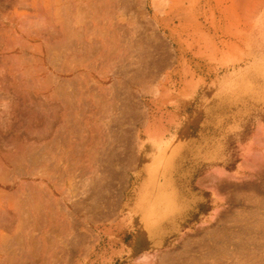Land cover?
<instances>
[{
  "label": "rangeland",
  "instance_id": "374dc122",
  "mask_svg": "<svg viewBox=\"0 0 264 264\" xmlns=\"http://www.w3.org/2000/svg\"><path fill=\"white\" fill-rule=\"evenodd\" d=\"M5 1L8 2L0 0V8L4 12L16 9L21 13L22 20L27 19L29 13L36 12L25 0L24 3L23 0H9V6ZM115 6V23L108 37L110 42L112 40L116 44L117 62L109 70V61L106 62L103 56L101 59H89L90 69L101 70L98 66L103 64L112 82L108 80L110 83L100 84L88 77L86 118L90 119L83 135L87 134L83 138L86 148L81 146L76 154L69 150L63 152L64 148L60 147V143L65 141L60 136L53 141V151L50 148L51 152L47 149L41 151L42 148L39 151L35 140L38 138L37 133L35 134L37 127L34 128L31 124L46 118V114L40 116L42 112L38 111V104L34 103L36 108L33 107L31 100L38 102L41 96H36L32 89L21 91L24 98L13 92V86L17 82L13 77L15 72L10 71L14 69L10 66L14 60L12 52H8L12 57H8L9 60L5 58L8 54L2 55L6 42L3 29L11 23H7L5 19V14L9 11L3 13L0 9V40H3V44H0V56H5L0 57L1 62L5 61V64L0 63V68L7 67V72H3L5 68L1 71L3 74L7 73V76L4 74L5 80L9 81L7 84L3 81L5 76L0 71L3 79L0 87L4 88L0 89V111L7 109L10 112L5 104L11 102V106L13 101H20L18 99H21V103L25 102V105L21 104V108L25 106L21 110L27 108L24 113L21 111L22 123L19 119L17 122L12 113L9 117L14 123L9 121L8 111L7 116L6 112L0 114L3 117H0V129H4L2 132L0 130V141L8 140L7 143L0 142V150L7 149L10 151L7 153L15 154V150L19 148L18 143L22 142L25 145L21 143V153L26 152L21 154L22 164H18L19 160L15 163L17 166H9V169L15 171H11L13 174L19 171L18 175L13 176H19L17 178L21 179L23 185L22 188L20 186V192H17L19 186L17 190H9L11 193L16 191L22 197L14 198L16 201L21 199L17 203L12 198L14 204L9 206H15V209L9 208L10 216L17 214V217L21 213L20 220L22 215L24 218L29 212L34 215L35 207L38 206L48 212L50 208L47 204H52L51 218L50 213L46 215L45 210L41 209L45 215L39 211L46 218H43L44 221L55 217L54 212L66 213L65 216H71L67 219L72 220V229L67 228L69 231L63 229L65 225L57 223L61 226L56 225L58 228L55 226L54 229L60 232H56L53 226L56 220L61 219V215L55 217V221L52 219L51 224L48 221L44 223L36 215L37 211L36 216L31 218L32 216L27 215L30 217L27 219L30 221L37 217L38 221L36 219L27 223L29 221L26 222V218L24 221L21 218L22 222L15 219L20 223L15 220L13 223L10 220L9 225L14 226H9L6 231L9 234L5 243L7 250L5 252L1 249L0 252H3L0 254L7 255V259L2 262L264 264V0H119ZM90 19L91 15H88L86 20ZM22 24L29 29L32 23ZM23 44L21 50L24 52L21 53L25 54L26 59L28 51L23 48ZM63 49L65 50L64 47L60 48L61 51L57 53H62ZM58 58L59 55L53 59ZM95 58L101 60V65ZM71 89L75 87L72 86ZM10 98H13L12 101ZM27 105L32 108L28 110ZM32 109L35 112L31 114ZM29 116L33 122L29 120ZM4 120L13 123V126L2 122ZM78 124L74 114L70 121V136H67L74 145L78 144L77 137L81 132ZM1 125L6 127L1 128ZM9 127L11 130H8ZM29 128L33 131L28 132ZM13 130L20 136L13 133ZM4 131L15 134V139L18 137L16 140L19 142L13 145L15 139L9 138V132L6 135ZM24 138L26 143L23 142ZM28 141L30 146L31 143L33 145L31 150L29 146L26 147ZM34 145L37 148L34 149ZM12 147L16 149L12 150ZM74 147V150L78 149L77 146ZM161 152L168 154V159L157 176L156 193H163L167 201L159 202L158 209L149 214L144 223L146 200L141 194L145 189L151 190L146 184L149 178L148 164ZM40 155L42 160L46 159L45 156L49 157L47 160L50 163L47 162V165L52 164L48 165L50 169L44 165L45 162V168L40 166ZM89 156L92 158L89 159ZM20 165L23 166L20 168ZM29 175L34 178L31 179ZM25 179L30 184L33 181L37 183L28 185V180L26 182ZM8 201L11 202V199ZM27 203L34 204L30 206L34 208L30 209L34 213L24 210ZM38 203L45 204L46 208ZM65 216L62 214L63 218ZM63 220L58 222L64 223ZM39 221L46 225V229L38 224ZM32 225L43 230L38 229V232ZM15 227L17 231L20 230L17 233L21 236H17ZM49 227L51 232L48 231ZM61 229L66 233H62L65 231ZM44 230L48 236L54 233L63 235L54 238L56 244L52 245V240L47 242L48 236L36 234ZM31 232H34L32 236ZM28 236H34L32 245H28L31 241ZM16 237L18 239L15 240ZM36 243H41L40 249L47 248L45 250H49V254L44 255V249L39 251ZM48 245H52L53 249L50 250L52 247ZM27 247L35 255L37 252L41 253H37L36 257L32 253L38 260H31L32 255L27 260L30 256L26 257ZM51 254H56V257L50 258Z\"/></svg>",
  "mask_w": 264,
  "mask_h": 264
},
{
  "label": "bare ground",
  "instance_id": "6f19581e",
  "mask_svg": "<svg viewBox=\"0 0 264 264\" xmlns=\"http://www.w3.org/2000/svg\"><path fill=\"white\" fill-rule=\"evenodd\" d=\"M25 1L27 3H29V4H31L34 7V9H33L34 12L36 11L34 14L33 13L32 14L29 13V15L27 14L29 16V17H27V19H23L22 20L21 19V13L19 11H17L16 9L12 10V8L11 9L9 8L10 10L7 9L9 12L6 13L7 10L4 12L3 8H0V9L3 10V13H6L5 14L6 22L7 23H11V25L9 27L6 25L4 27V29H3V37L6 39V42H5L4 46L2 45L3 48H4V49L2 48L3 49L2 55H5V53L8 54V52H12L11 55H12L14 60H13V62H11L12 65H10L11 63L9 65L14 67V69H15V71H14V69L12 67H10V68H12V69H10V71L13 70V73L15 72L14 76L13 75L12 76L14 77L15 82H17V84L14 83L15 85L13 87H14L15 91H13V92H15L17 95L19 94L18 97L20 96V98L21 97L24 98L25 96H23V95L21 96V91H29V89H32L36 96H41L40 99L38 100V102L37 101L35 102V100L33 98H31V99L34 100V101L31 100V102L33 103L32 104L33 107H35L34 103L38 104V105H36V106H38V108H40V109H38V111L40 112V110H41V112H42V114H40V116L46 114V116H45L46 118L43 119L42 117H44V116L41 117L43 121L42 120H37L38 118L36 116V120L39 121V123H37V121L35 123L38 124V126L35 123H34L35 125L33 123L31 124V125H33V127L34 126L37 127L35 134L37 133L36 136L38 135L37 136L38 138L35 139V140L38 142L37 143L38 144L37 147H38L39 151H40L41 148H42L41 151L43 149H44V151H47V150L49 151V148L50 149H52V148L54 149L55 145H52V144H54L53 141L58 136H60L65 141V142L62 141L63 143H60L58 141L60 143V145H61L60 147L62 148V146H63V148H64L63 152L64 151L67 152L69 150L70 153L72 152V154H73V152H74V154H76V152L78 150H81V146L85 147V144H84L85 142H84L83 138L85 136H87V134L84 137H83V135L85 134L84 130L87 131V127H86L87 126V121L89 122V119H90V118H86V117H88L87 116L88 112L86 110L87 109L86 106L88 104V102H87V100H88L87 99V95L88 94H87V88H86V85L88 84V77L90 76L95 82L100 83V84H103V83L105 84L108 80L110 82H112V80H110V77L107 74V71L103 68V66H102L103 64L101 65V60L100 59L103 56V58L106 59V62L109 61V66H108L109 70H111L110 67L114 66V64H116V62H117L118 53H117L116 44L114 42H112V40L110 42V39H109L108 36H109V31L112 30V27H113V25L115 23L113 16L115 14V7H116L115 5L118 4L119 0H25ZM8 2H9V0H8ZM8 2H6V3H8ZM23 3H24V0H23ZM7 5L9 6L11 4L8 3ZM20 5H21V3H20ZM1 13H2V11L0 12V14ZM88 15H91V19L90 20H86L88 18ZM2 16H4V15H2ZM22 23H25V24L32 23V24H30L29 29H27V28H25V26L23 27ZM2 41L3 40H0V44H3V43H1ZM21 41H23L25 44H23V42H21ZM21 44H23L24 45L23 48H25L28 51L26 53L27 54L26 55L27 56L26 59H25V54L23 55L21 53V52H24L23 50H21V46H22ZM56 46H58L59 48L56 47ZM63 47L65 48V50L63 49L64 51L62 53L61 52L57 53V51H59L60 48H63ZM0 48H1V46H0ZM56 48H58V50H56ZM54 49L56 51H54ZM54 52H55V54H53ZM28 53H30V54H28ZM105 53H106V55H105ZM2 55L0 57L4 58L6 56V55L5 56H2ZM9 55H10V53L8 54L7 57H5L7 60H9L8 57H10V59L12 58L11 55L10 56ZM54 55H56V56H54ZM58 55H59L58 59H53L54 57L57 58ZM90 57L100 58V59H96L95 58V61H100V63L99 62L98 63L101 65L102 68L100 66H98V68L101 69L102 71L98 70L97 68H95V69L91 68L90 69V64H89L90 63L89 62ZM1 60H0V63L5 64L4 63L5 61L1 62ZM54 60H57V61L55 62ZM102 61H103V59H102ZM92 62L94 63V61H92ZM92 62H91V64L93 65ZM95 64H96V62H95ZM0 65H2V64H0ZM92 67H94V66H92ZM4 68L6 69V71H5ZM4 68H2V66H1L0 71H1V69H4L3 72H7V70H8L7 67H4ZM3 72H2V74H3ZM8 74H11V73H8ZM5 75L7 76V73ZM6 76L3 78L4 80L2 79V77H0L1 83L3 81H6L5 80ZM11 77H10V79H11ZM13 77H12V79H13ZM52 77L55 80H53ZM12 79H11V81H13ZM7 82H9V81H6V84H7ZM110 82H107V83H110ZM72 86H74L75 89L72 90L71 89ZM99 86H101V85H99ZM0 89H4L3 86H2V88L0 87ZM6 89H8V88H6ZM6 96H8V95H6ZM23 98H22V100H23ZM34 98H35V96H34ZM10 99H11L10 101H12L13 98H10ZM18 100H20V101H16V102L13 101L11 106H10L11 102L8 103L9 106H8V104H5L8 107V109H10V112H9V110L6 109V111L9 112L8 116H7V112L6 111H0V114H1V112L2 113L6 112V116L10 119L9 116H10V113H12L13 114L12 116L15 118V120L17 119V122H19L18 121V119H19L20 122H21V115H22V113H24L23 111H25L27 108L22 111L21 109H23L25 106L24 107L22 106L23 108H21V104L25 105L24 104L25 102L23 101L24 103H21L22 102L21 99H18ZM25 100H27V99L25 98ZM26 102H28V100ZM27 104H29V103H27ZM75 106H76V108H74ZM29 107L30 106H28V110H30L32 108V107L31 108H29ZM3 108L5 109V107H3ZM33 109L31 110V114L33 112H35L34 111L35 109L34 110ZM1 110H3V109H1ZM21 111H22V113H21ZM38 111H37V113H38ZM29 113L30 112L28 111V114ZM34 114L32 115L33 117H34ZM74 114H75V117H76V124L79 122V124L77 125V127H79L78 130L79 129L81 130V132L79 131L80 134L77 137V138H79L78 144H76V142H75L76 145H74V142L71 141V139L67 138V136L69 135L68 133L70 131L69 128L71 126L70 125V121L73 120ZM26 116H28V115H26ZM26 116L23 117V118H26ZM96 116H98V115H96ZM0 117H2V116H0ZM6 118L4 117V119H6ZM9 119H6V120H9ZM27 119H28V117H27ZM31 119L32 118L30 117L29 120L31 121ZM33 119H35V117ZM11 120L12 119H10L9 121H11ZM9 121H6L7 124L11 123ZM2 122H5V120L2 121ZM31 122H33V121H31ZM13 123H14V121H13ZM13 123H11V127L13 126ZM21 123L19 125H21ZM1 126H2L1 128H3V126L6 127L5 125H1ZM7 126H10V125H7ZM11 127H9L8 130H11L10 129ZM27 127H29V126H27ZM85 127H86V129H85ZM16 128H18V126H16ZM31 128H32V126H31ZM31 128H29L30 131H28V129H27V131L28 132H32L33 131L32 129H34V128H32V129ZM0 130L2 132V130H4V129H0ZM14 130H16V129H14ZM14 130H13V133H16ZM23 130H25V129H23ZM5 131H4V134L9 132V131L5 132ZM16 131H17V133L19 132V130H16ZM20 131H21V129H20ZM34 131H35V129H34ZM8 134L11 135L9 138H11L12 140L15 139V137H16L15 134L13 135L10 132ZM70 134H72V133H70ZM2 135H3V133H2ZM12 135H13L14 138L12 137ZM18 136H20V135H18ZM3 137H5V136H3ZM3 137H1L2 138L1 140H3ZM80 138H82V139H80ZM16 139H15L14 142L11 140V142L14 143V144L12 143L13 145H15V142H16V144L19 142V141L17 142ZM24 139H25V141H23V142L26 143V138H24ZM20 140H21V137H20ZM7 141L8 140H4L3 142L7 143ZM3 142H1V143H3ZM30 142H33V141L30 140ZM8 143H10V142H8ZM21 143L22 142L18 143V146H19L18 149L15 148L17 145L14 148L12 147L13 148L12 150L16 149L15 150L16 151L15 154L11 150V153L13 152L14 155L13 154H9L10 151H7V149H6V147L8 148L7 144H6V147L4 146L6 151L4 149H2L4 151L0 150V251L2 249L5 252L7 250V248L5 249V247H6L5 243H7V239L6 238H7V234H8V233L6 234V231H7V229L10 228L9 226H14V225H9L10 220L12 222L15 219L19 220V216H21L20 215L21 213H19V216H17L18 218L15 217L17 214L15 216H12V215L10 216V212H9V208L13 207V206L12 207L9 206V204H12V203L14 204V202H12V198L14 199V198H18L19 197L17 192H20L22 190L21 188L23 186V185H21V179H19L20 177L17 176L19 174V171H17L18 173L17 172L15 173V174H17L16 176L19 177V178H17V177H14L15 174H13L15 171L11 170V168L9 169L10 165H11V167L13 166L12 164L17 166L15 163H18L19 160H20V163H18V164H22L21 163V154L24 151L21 153ZM34 143L35 142H33V144ZM12 144H11V146H12ZM22 144L25 145L24 143H22ZM28 144H29V141H28ZM28 144H26V147L28 148V146H29L30 150L33 149L32 143H31L32 148H30L31 146H30V144L29 145ZM62 144H64V145H62ZM51 146H53V147L51 148ZM74 146H77L78 149L74 150V149H76V147H74ZM90 146H93V145L91 144ZM37 147L35 146L34 149L37 148ZM84 147H83V149H84ZM27 148H25V149L27 150ZM61 148H60V151L62 150ZM0 149H1V147H0ZM25 149H23V150H25ZM45 149H47V150H45ZM53 149H52V151H53ZM88 149H89V147H88ZM83 151H85V150H83ZM86 151H87V149H86ZM7 152H9V153H7ZM49 152H51V151H49ZM24 153H26V152H24ZM87 153H89V152H87ZM92 153H93V150H92ZM82 155H84V154L82 153ZM42 156H44V155H42ZM42 156H41V159H40V157L38 158L40 166H43L44 162L46 163L44 165H47V162H49V160H47V159L49 157L47 158V156H45L46 159L43 157L44 159L42 160ZM36 157H38V156H36ZM51 157H53V155ZM26 158H27V156H26ZM91 158L92 157H90L89 159H91ZM23 159H24V157H23ZM82 161H83V159H82ZM82 161L80 160L81 163H82ZM83 162L86 163L87 161H83ZM49 163H48V165H49ZM87 164H84V165H86V167H87L88 166ZM50 165H52V164H50ZM75 165H76V163H75ZM21 166H23V165H20V168H21ZM43 167L45 168L46 166H43ZM30 168H31V166H30ZM64 168H66V170L68 169V167H66V166H64ZM79 168H80V170L82 169V167H79ZM15 169H16V167H15ZM49 169H50V167H49ZM16 170H18V167H17ZM44 170L46 171V169H44ZM82 170H84V168ZM11 171H14V172H11ZM29 171H31V170L29 169ZM9 172H11L12 174L9 173ZM26 173H29V172H26ZM31 174H32V172H31ZM20 175H21V173H20ZM30 178H31V176H30ZM32 178H34V177L32 176ZM41 179H42V177H41ZM43 179H45V178H43ZM68 179H70V178H68ZM27 180H26V182H27ZM36 181H37V179H36ZM38 181L40 182V180H38ZM34 183L35 182L33 181L30 184L29 180H28V185L29 184L32 185ZM11 184H16L17 187L15 185H11ZM18 186H19V189H18ZM20 186H21V188H20ZM36 186H38V185H36ZM35 187H33V188L35 189ZM10 189L11 190H15V189L17 190L18 189L19 191H17V192L14 191V193L16 192L14 194L13 192L12 193L9 192ZM31 191H32V189H31ZM32 192L34 193L35 190L32 191ZM32 192H31V194H33ZM20 197H21V195H20ZM9 198L11 199V202L8 201ZM14 200L16 201V199H14ZM20 201H21V199H19V201H16V203L20 202ZM27 204L29 205L30 203H27ZM35 204H36V202H35ZM41 204H43V203H41ZM41 204L38 203V205H41ZM28 205H27L28 208L27 207L24 208V210L28 209L27 212H29L30 209L32 210L33 207H30V206H33L34 204L32 205V203H31V205H29V206ZM44 205H41V206H44ZM50 206L52 207V204ZM50 206H48V204H47V207H49L50 210H53V209H51ZM39 207L40 206L35 207L36 208L35 209V213L37 211L36 215L38 217L42 218V219L43 218L46 219L45 217H42V215L40 214L39 211H42L43 213L42 212L41 213L43 215H45L44 213L47 212V209H43L42 207H40V209H39ZM13 208L15 209V206ZM16 208H17L16 210H18V206ZM37 208L39 210H37ZM45 208H46V205H45ZM41 209L45 210V212L43 210H41ZM50 210L46 213V215L51 212ZM31 212H33V211H31ZM35 213L33 215L32 213L29 212L28 214H26V216L24 218H23V215H22L21 218H22V220L26 218V222H27V221H29V219H27V218H30L31 216H32L31 218H33V216H36ZM54 213L56 214L55 217H60V215H61V219H64L63 220L64 223L58 222L59 220L61 221V219L59 218L58 220H56V223H54V226L52 225L53 229L57 225V223H59L61 225L62 224L65 225V227L63 226L64 228L62 227L65 230L67 228H70V223H71L72 220H71V218H68V219H70V221L67 219V217H71L70 215L69 216H65L66 213L65 214L62 213L65 216L63 218L62 214H60L59 212L58 213L54 212ZM67 213H69V212H67ZM27 215H30V217L27 216ZM52 215H53V212H52ZM49 216L51 218V213H50ZM49 216H46V217L48 218ZM55 217L52 216L53 221H55L54 220ZM21 218H20L19 221H21ZM34 218L35 219H33V220L30 219V221L27 222V223H30L31 221H34V220L36 221V219L38 221V219H39L37 217H34ZM44 219H43L44 223H45V221L49 220V219H47V220L44 221ZM52 219H50V221H52ZM18 220H15V221H18ZM50 221H48V222H50ZM18 222H16V223L18 224ZM41 222L42 221H39L38 224L40 223L41 227L44 229V227L46 225L45 224L42 225L43 222L42 223ZM13 223H15V222H13ZM34 223L36 224V222H34ZM34 223H33V225H34ZM51 223L52 222H50L48 224H51ZM17 224H15V226L19 228L21 225L18 224V225H20V226H18ZM33 225H32V227H34ZM61 225H57V226H61ZM48 226L49 225H47V228H48ZM16 227H15L16 233L20 232V230L17 231ZM50 227H49V230L48 229L47 230L51 232ZM34 228H37V227H34ZM15 229H13L14 232H15ZM19 229H21V228H19ZM38 229H41V228L40 227L37 228V231H38ZM43 229H41V230H43ZM45 229H46V227H45ZM59 229H60V227H59ZM63 229H61V230L65 231ZM71 229L72 228H70V230ZM47 230H46V233H48ZM54 230H56V232L57 231L60 232V230H57V229H54ZM67 231H69V230L67 229ZM14 232H13V235L15 234ZM38 232H40V231H38ZM44 232H45V230L42 232L43 234L42 233H36V234H40V235L44 236V234H45ZM32 233H34V232H31L30 233L31 235L30 234L29 235L32 236ZM52 233H53V231H52ZM62 233H66V231L62 232ZM62 233L61 234L54 233L55 237H52V235H54V234H52L50 236H48L49 234L48 235L45 234L46 236H48L47 237V242L48 241L50 242L51 240L53 241L54 238H56V237L59 238V235H61V236L63 235ZM18 234L19 233H17V236H18ZM36 234H34V236ZM56 234H57V236H56ZM20 236H19V238H20ZM30 236H28V238ZM34 236H33V238H34ZM12 237L14 238L15 235L12 236ZM36 237L39 238L38 235ZM49 237L52 238V239L49 240L48 239ZM33 238L30 237L31 241H29L30 239H27L29 241L28 245L30 243L32 245V239ZM40 238H41V236H40ZM16 239H18V237H16L15 240ZM42 239L45 240L46 238L42 237ZM9 240H10V237H8V242H9ZM20 240H21V238H20ZM44 240H41V242H43ZM52 241H51L52 245H55L56 242L54 244V241H56V240H54L53 242ZM59 241H61V240H58V242ZM58 242H57V245H58ZM39 244H40V246H39ZM31 245H30V248H32ZM52 245L51 246L48 245V246L52 247ZM36 246L40 249L41 243H36ZM44 246L46 247V245H44ZM43 249H44V247H42L39 251H41ZM45 249H47V248H45ZM45 249H44V251H46V253L44 252V255L47 254V253L49 254V252H48L49 250H45ZM51 249H53V247L50 248V250ZM54 249L56 250L55 246H54ZM27 250H28V247H27ZM32 250H30V251H32ZM36 250H38V249H36ZM36 250H35V252H36ZM2 252H0V253H2ZM5 252L3 253V255L6 254ZM28 252H29V250H28ZM28 252L26 254V257H27V255L28 256L30 255L29 257H27V260H30L28 258H31L32 253L34 255H35V253L33 251H32V253L31 252L28 253ZM37 253L39 254V252H37ZM37 253H36V255H37ZM53 253H55V252H53ZM36 255H35V257H36ZM39 255H41V253ZM39 255H38V257H39ZM51 255H49L50 258L51 257H56V254H55V256L54 255L51 256ZM42 256H43V254H42ZM42 256H40V257H42ZM6 257H7V255L2 256L0 254V264H8L9 263V262H2V261H5ZM33 257H32L31 260L36 259L35 257L34 258ZM36 260H38V259H36ZM53 260H55V259H53ZM25 261H26V258H25ZM21 262H23V260H21ZM47 262H49V261H47ZM33 263H35V261Z\"/></svg>",
  "mask_w": 264,
  "mask_h": 264
},
{
  "label": "crops",
  "instance_id": "0c3cea01",
  "mask_svg": "<svg viewBox=\"0 0 264 264\" xmlns=\"http://www.w3.org/2000/svg\"><path fill=\"white\" fill-rule=\"evenodd\" d=\"M156 159H152L148 164V173L149 178L146 181L147 186H150L151 190L145 189V191L141 194L142 197H145L146 204L143 212L144 223L146 217L149 214H153L156 209H158L159 202L165 203L167 201V197L163 193H156V189L158 186L157 176L162 172V167L165 165L168 159V154L161 152L157 155Z\"/></svg>",
  "mask_w": 264,
  "mask_h": 264
}]
</instances>
